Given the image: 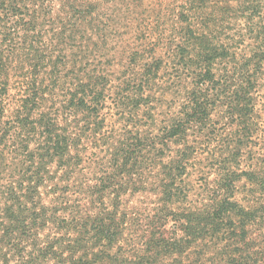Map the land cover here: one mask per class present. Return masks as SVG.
<instances>
[{
  "label": "trees",
  "instance_id": "trees-1",
  "mask_svg": "<svg viewBox=\"0 0 264 264\" xmlns=\"http://www.w3.org/2000/svg\"><path fill=\"white\" fill-rule=\"evenodd\" d=\"M139 1L0 0V264H154L161 255L264 264V236L254 234L264 166L242 169L262 133L264 0H182L181 25L159 35L166 42L133 25ZM130 28L136 43L122 42L118 70L91 68L94 39ZM164 73L180 85L179 108L160 120ZM13 77L21 95L7 116ZM114 82L125 122L106 133ZM218 134L233 142L226 167L193 204L190 170ZM243 183L256 190L246 207L235 199ZM151 195L159 236L133 250L129 202Z\"/></svg>",
  "mask_w": 264,
  "mask_h": 264
},
{
  "label": "rangeland",
  "instance_id": "rangeland-1",
  "mask_svg": "<svg viewBox=\"0 0 264 264\" xmlns=\"http://www.w3.org/2000/svg\"><path fill=\"white\" fill-rule=\"evenodd\" d=\"M130 1V0H128ZM140 4H136L132 7L134 11V15L136 16V22H133L135 27L141 28V26L145 25L149 27L147 31L150 35H152V40H159V35L163 34L162 32L167 33L173 31L177 26L181 25L180 12H181V4L182 0H140ZM113 4L108 3L106 8H112ZM59 9L58 7L55 8L57 12ZM125 7H123V11L121 14H124ZM119 14L121 12L120 8H116L115 10L111 11ZM114 13V14H115ZM131 13V12H130ZM134 27V28H135ZM127 29L122 30L120 33H107L106 40L103 41L102 39L96 37L94 43L96 44L93 46V51L91 54L88 55L89 62L92 67H97L98 69L108 70L116 72L118 70V64L120 61H124L126 55L123 53L122 50V42L124 40H131L135 38V32L131 31L128 34ZM166 38V37H165ZM162 39L159 41H165ZM131 43V44H133ZM122 46V47H121ZM125 46V45H124ZM129 49V48H127ZM126 49V50H127ZM126 62V61H125ZM21 71H19L20 73ZM72 74V73H70ZM72 76V75H71ZM116 78H119V74L115 73ZM165 78L164 80V91L167 94V97L162 99V107L158 108L160 120H164L167 116L171 115L172 112L178 111V102L176 99V95H173L176 92V89L180 87L178 83V87L174 85L172 86V74L171 73H164ZM13 85L12 90H10L7 104V111L6 115L10 116L13 112V108L16 106L17 101L20 98V88L19 85L20 79L13 77L12 78ZM115 88L113 91V100L108 101L107 108L104 112L106 126L105 132L106 133H116L124 126L123 117H121L120 113L122 112L121 106H117L115 103L116 95L115 93H119L120 91L117 89L119 86L117 82H114ZM260 103L258 105L259 114L261 116L262 122V133H257L252 141L248 143V149L246 154L244 155V159L242 160V169L248 170L253 165H260L264 166V159L261 160L257 158V156L263 155L264 158V93L261 96ZM157 112V111H156ZM106 136H108L106 134ZM105 144V141H101ZM233 142L231 138H228L225 134H218L216 137L213 136L210 141H207L204 146V151L202 150L199 154V158L196 161V167L192 168L191 176L189 180L194 186V192L192 193V203L199 204L206 194V187H208V183L213 182L216 178L218 173L220 172V168L225 166L226 162V150L228 146H231ZM106 149L107 147H103ZM200 169V171H197ZM242 187L238 190L235 195V199L240 202V204L244 207L248 206V201L250 197L256 195V190L253 189L252 186L247 185L244 187V183L241 185ZM154 195H151L148 199L146 196H136V198H131L129 202V207H133V211L136 214V220L132 223L130 222L129 231L127 233L126 239L127 243L130 245L129 248H133V250H141V248H147L153 245L154 240L158 239V232L159 227L162 224V212L158 208V204L156 201L154 202ZM196 205V206H197ZM258 216L261 217L260 223L254 228L255 236L263 234L264 236V207L260 208ZM158 228V229H157ZM170 228H167L169 231ZM171 236L170 233L165 235L166 239H169ZM213 245L205 246L202 250H198L196 252L197 255L206 253L212 250ZM131 250L132 255H135V251ZM130 253V252H129ZM154 264H180V258L177 257H163L156 256ZM195 258V256L193 257ZM220 255L215 257V262L213 264H220ZM211 264V263H208ZM256 264V263H251Z\"/></svg>",
  "mask_w": 264,
  "mask_h": 264
}]
</instances>
